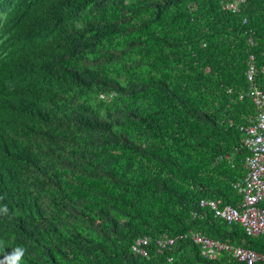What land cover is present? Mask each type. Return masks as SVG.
Listing matches in <instances>:
<instances>
[{
    "label": "trees",
    "instance_id": "16d2710c",
    "mask_svg": "<svg viewBox=\"0 0 264 264\" xmlns=\"http://www.w3.org/2000/svg\"><path fill=\"white\" fill-rule=\"evenodd\" d=\"M226 2L0 0V260L264 264L179 236L264 253L199 203L242 199L250 54L264 89V0ZM162 233L178 237L159 249Z\"/></svg>",
    "mask_w": 264,
    "mask_h": 264
},
{
    "label": "built area",
    "instance_id": "2783aa9c",
    "mask_svg": "<svg viewBox=\"0 0 264 264\" xmlns=\"http://www.w3.org/2000/svg\"><path fill=\"white\" fill-rule=\"evenodd\" d=\"M241 0H227L225 7L237 11ZM254 55H249V66L246 77L249 82L246 94L250 96L257 107L256 114L249 121L240 126L243 131L242 142L248 149L245 159L247 172L243 179L236 182L235 186L242 193V199L236 205L224 204L220 206L212 198H201V206H209L213 214L227 222L239 221L245 232L250 235L262 234L264 236V89L254 82L255 74ZM179 236H190L199 245L204 256L216 257L221 251H227L240 261L253 263L264 261V253L254 248L241 244H231L215 239L205 233L190 230ZM178 236L162 233L156 244L161 248L173 244ZM150 237L141 235L135 238L132 250L135 254L149 255L148 245Z\"/></svg>",
    "mask_w": 264,
    "mask_h": 264
},
{
    "label": "clouds",
    "instance_id": "9594fccd",
    "mask_svg": "<svg viewBox=\"0 0 264 264\" xmlns=\"http://www.w3.org/2000/svg\"><path fill=\"white\" fill-rule=\"evenodd\" d=\"M3 211L6 213L7 208L5 207ZM24 255L25 250L22 247H17L11 253L7 254L3 260H0V264H21Z\"/></svg>",
    "mask_w": 264,
    "mask_h": 264
}]
</instances>
